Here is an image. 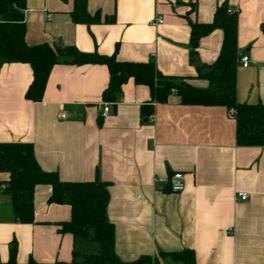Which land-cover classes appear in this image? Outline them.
I'll use <instances>...</instances> for the list:
<instances>
[{
	"label": "crops",
	"instance_id": "1",
	"mask_svg": "<svg viewBox=\"0 0 264 264\" xmlns=\"http://www.w3.org/2000/svg\"><path fill=\"white\" fill-rule=\"evenodd\" d=\"M23 1L29 47L154 60L162 75L197 89L209 87L199 70L218 59L224 33L212 31L193 52L191 23L209 24L227 5L238 14L239 57L250 59L237 69V102L264 104V0H87L99 18L92 24L73 21L75 0ZM158 18L164 23L154 26ZM32 82L29 64L0 68V144H32L42 170L63 182L107 183V216L123 263L182 264L170 255L191 251L195 264H264V147L237 144L232 112L184 105L176 92L157 103L134 80L106 102L107 66L67 57L52 68L41 101L26 98ZM175 173L184 175L180 192L169 185ZM238 193L249 199L237 200ZM51 194L49 185L35 188L33 224L17 222L10 198L0 196V264L12 251L17 264H82L99 253L97 244L60 232L71 208L50 204Z\"/></svg>",
	"mask_w": 264,
	"mask_h": 264
},
{
	"label": "trees",
	"instance_id": "2",
	"mask_svg": "<svg viewBox=\"0 0 264 264\" xmlns=\"http://www.w3.org/2000/svg\"><path fill=\"white\" fill-rule=\"evenodd\" d=\"M25 7L23 0H0V68L11 63H24L32 67L33 82L26 93L28 100H42L52 68L67 57L73 64L107 66L110 82L103 93L106 102H114L122 87L129 80H134L136 84L149 87L152 99L157 103H166L176 92L184 105L226 108L233 113L236 121L237 144L242 147H264V104L237 102L238 14L229 13L227 5L218 8L211 23H191L193 52L198 48L201 38L212 31L219 29L224 33L218 59L199 70L200 76L209 82L207 89H197L182 80L162 75L154 60L148 63L121 62L115 56L84 54L75 48L55 49L46 44L29 47L25 41ZM72 18L77 24L99 21L98 16L92 17L88 13L87 0H75ZM0 174L7 175L0 185L4 186L3 194L10 198L12 214L17 222L33 224L35 188L49 185L52 194L48 202L71 208V219L60 224V232L99 246V253L86 257L82 264H127L115 253V229L107 216L110 199L107 183L98 179L90 182L61 181L57 173L42 170L36 160L34 147L29 143L0 144ZM170 256L177 263L195 264L191 251ZM150 261L142 258L129 264H150ZM7 264H17L15 251L11 252Z\"/></svg>",
	"mask_w": 264,
	"mask_h": 264
},
{
	"label": "built area",
	"instance_id": "3",
	"mask_svg": "<svg viewBox=\"0 0 264 264\" xmlns=\"http://www.w3.org/2000/svg\"><path fill=\"white\" fill-rule=\"evenodd\" d=\"M229 13H234V12L229 11ZM163 23H164V20L160 19V18L153 21L154 26H158V25H161ZM249 65H250V59L247 55H242L239 57L238 66L247 68V67H249ZM109 112H110V107H109V105H107L104 108L102 116L107 117ZM61 118L64 119L65 115H62ZM157 182L163 183L164 180L163 179H157ZM169 185H170V188L173 192L182 191L184 188V175L182 173L173 174L171 176V178L169 179ZM3 191H4V186L0 185V196L3 194ZM248 199H249V195L246 193H238V195H237V200H239V201H247Z\"/></svg>",
	"mask_w": 264,
	"mask_h": 264
}]
</instances>
